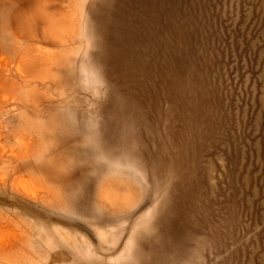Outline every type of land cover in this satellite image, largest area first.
I'll use <instances>...</instances> for the list:
<instances>
[{
	"label": "rangeland",
	"instance_id": "obj_1",
	"mask_svg": "<svg viewBox=\"0 0 264 264\" xmlns=\"http://www.w3.org/2000/svg\"><path fill=\"white\" fill-rule=\"evenodd\" d=\"M0 264H264V0H0Z\"/></svg>",
	"mask_w": 264,
	"mask_h": 264
}]
</instances>
